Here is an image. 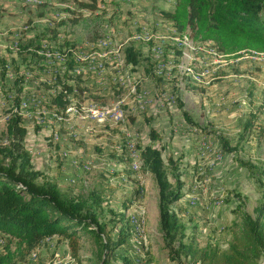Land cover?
<instances>
[{"label":"rangeland","instance_id":"374dc122","mask_svg":"<svg viewBox=\"0 0 264 264\" xmlns=\"http://www.w3.org/2000/svg\"><path fill=\"white\" fill-rule=\"evenodd\" d=\"M174 3L0 0V147L9 142L8 119L19 113L33 168L66 196L93 204L97 194L104 207L124 213L129 232L115 252L134 264H200L207 245L228 247L239 212L255 218L264 204V140L242 133L249 114L264 123V53L226 57L212 42L194 40L161 15ZM131 44L141 52L136 67L125 61ZM70 54L74 94L64 110L50 109L54 75ZM148 61L161 75L160 90L143 72ZM146 117L162 137L169 178L177 174L183 183L172 209L186 248L176 241L167 249L158 188L141 169L137 145L149 143ZM221 138L236 150H223ZM110 232L115 239L117 231ZM7 243L16 248L0 232V252ZM20 249L13 264H101L105 257L90 236L80 238L77 257L57 236Z\"/></svg>","mask_w":264,"mask_h":264},{"label":"trees","instance_id":"16d2710c","mask_svg":"<svg viewBox=\"0 0 264 264\" xmlns=\"http://www.w3.org/2000/svg\"><path fill=\"white\" fill-rule=\"evenodd\" d=\"M161 15L178 31L189 30L194 40L212 42L223 56H235L241 51L264 53V0H175L173 8L162 11ZM124 52L127 64L133 67L140 64L141 52L134 45L127 46ZM64 59L65 69L55 73L54 93L48 103L50 109L57 111L66 108L70 102L68 96L75 90L67 79L73 77L76 58L70 54ZM143 72L157 89L161 87L162 78L155 62L148 61ZM177 91L174 88L172 93L177 95ZM262 94L264 106V90ZM182 105L179 99L180 109ZM182 115L189 124L197 125L184 109ZM146 124L149 143L138 144L137 148L141 169L150 173L158 188L159 223L166 247L171 251L177 241L179 248H186L182 243L184 227L172 209L183 195V183L177 174L172 176L173 181L169 178L162 156V137L148 117ZM242 130L243 134L254 133L258 139L264 140V123L257 121L255 113L248 115ZM7 133L8 144L0 147V232L9 237V242L14 239L16 248L12 250L8 243L5 244L0 252V264H13L16 253L22 252L20 247L31 250L43 239L55 236L67 241L74 257L80 249V238L90 236L100 251L105 252L101 264H112L109 257H117L120 264H134L126 255L115 252L126 242L129 232L130 225L124 213L113 207H104V200L97 194L93 197V204L82 198L66 196L55 182L47 180L41 171L33 168L25 147L26 128L19 113H12L8 119ZM221 140L223 150H236L228 141ZM235 159L239 165H250L237 156ZM238 216L239 221L233 222L230 229L228 247L221 249L207 245L198 255L200 264H260L264 255V204L255 218L242 212ZM109 224L117 231L115 239L112 230H106ZM186 254H189L188 250Z\"/></svg>","mask_w":264,"mask_h":264},{"label":"bare ground","instance_id":"6f19581e","mask_svg":"<svg viewBox=\"0 0 264 264\" xmlns=\"http://www.w3.org/2000/svg\"><path fill=\"white\" fill-rule=\"evenodd\" d=\"M157 61H158V60H157ZM157 61H156V62H157ZM157 64H158V63H157ZM159 67H160V66H159Z\"/></svg>","mask_w":264,"mask_h":264}]
</instances>
